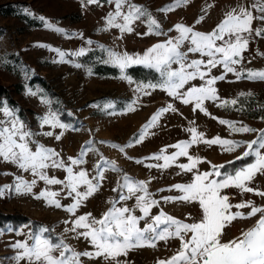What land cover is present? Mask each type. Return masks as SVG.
<instances>
[{"label": "snow or ice", "instance_id": "1", "mask_svg": "<svg viewBox=\"0 0 264 264\" xmlns=\"http://www.w3.org/2000/svg\"><path fill=\"white\" fill-rule=\"evenodd\" d=\"M84 3L86 5L99 4L100 0H84ZM107 3L114 5V10L105 17L106 25L102 30L116 28L121 34L132 33L135 31V23L141 21L146 23L148 29L143 35L165 34L152 14L134 0H107ZM188 3L189 0H174L172 4L159 11L168 13ZM211 6L213 5H209ZM39 19L45 21L47 28L59 33L64 32V29L46 21L43 16ZM204 19L205 16L201 15L195 23L200 24ZM256 22L264 25V0H253L248 5L240 4L232 8L213 30L207 33L195 30L194 26L177 23L174 25V30L178 35L156 43L147 49L144 55H130L127 52L121 53L108 49L109 62L120 69L121 78L129 83H135L130 76L125 74L129 67L143 65L154 69L159 73L160 80L157 83H138L137 92L150 95L149 89H160L174 100H179L185 105H193V111L198 110L211 116L205 107L207 101H218L219 107L229 105L235 107L239 103L236 98L222 99L215 87L217 81L224 80L228 73L234 74L238 80L246 78L264 81V70L251 68L238 70L236 67L243 64L244 54L248 51L250 42L256 38L264 39V27H254ZM88 43L92 42L88 41ZM185 44L188 45L186 50H184ZM39 46L50 47L48 45ZM51 50L59 54L61 61L66 55L60 49ZM83 54L84 49L75 53L77 56ZM189 54H199L201 58L189 59ZM259 55L264 56V52H260ZM248 62L251 63V60ZM173 65L176 67L173 68ZM218 66L223 68L224 74L212 76V69ZM197 79L204 83L199 86L193 85L185 90L186 85ZM28 93L33 96L37 95L31 88L28 89ZM245 95L250 96L251 93H240V96ZM43 102L51 103L49 100ZM135 104L136 101L129 104L127 111H135ZM114 107L113 103L104 105L105 109ZM177 111L172 103L161 107L131 143L111 144L110 147L126 153L127 148L143 142L148 130L155 127L165 113ZM0 113L5 117L0 120V160L16 165L17 168L30 173L33 177L27 180L23 176H16L13 184L0 188V197L4 196L5 191L14 192L17 195L33 194L35 199H43L50 207L64 209L74 217L71 221H65L72 225L65 231H71L77 238L88 240L93 248L92 251L79 252L65 243L63 239L54 243L45 236L50 230L41 226L36 233L28 232V239L16 241L11 245L16 250V255L11 258L16 261V264L22 261L25 264H82V257L89 259L102 257L108 261V264H121L119 258L126 256L130 250L140 247H156L158 241L169 239L179 240L180 248L170 258L158 260L157 264H264V205H258L250 199L233 204L230 195L225 191L234 188L241 194L251 193L264 198V190L254 186L256 177L264 176V129H256L243 122L212 117L234 133L256 134L254 139L244 142L220 136L207 138L205 133L194 126V121L190 122L192 126L186 129L190 134V139L166 146L158 153L145 158L157 162L163 161V163H149L146 165L149 168L167 169L175 166L182 173L192 174L190 182L174 184L168 189V191L175 190L180 195L163 196L157 200L149 191L150 181L136 180L125 173L117 181V186L112 189L118 193V198L109 201L112 207L100 218H96L90 212L79 216L76 213L90 197L100 190L106 170L122 171L116 162L103 157L95 147L96 142L92 140L87 142L78 156H70L65 162L54 148L46 147L34 139L37 133L32 132L19 118L17 108L9 107L6 101H0ZM44 126L62 130L70 127L61 122L58 115L53 112L42 118L41 127ZM63 134L61 131L54 138L59 140ZM43 135L53 137L54 133L50 130ZM199 144L220 146L223 151L229 153L243 147L244 151L235 159L243 160L252 157L253 162L228 172L225 170V164H212L210 161L191 154L189 150ZM32 145H35V148ZM168 148L175 149V151L168 153ZM90 151L97 152L100 156L95 165V175L82 167L86 164V156ZM181 157L186 158L187 162L177 163ZM135 162L144 164V160ZM203 163L210 164V169L200 171L199 166ZM232 163L233 161L227 162V164ZM50 168L64 171L65 177L61 179L49 176L47 170ZM38 181H43L46 185H60L61 191L67 190V197L72 199V203L63 205L57 198L60 192L51 191L48 188L39 193H33ZM133 198H135V204L132 207L121 203ZM161 201L197 204L200 209L199 219L185 222L167 214L162 209L153 216L152 209L158 208ZM243 209H248V211H241ZM137 211L141 215H136ZM257 216L259 218L252 227L242 231L237 237L223 241L224 230L233 221L247 220ZM149 219L150 222L146 223L143 228L139 226L140 221ZM18 234L24 235L23 230Z\"/></svg>", "mask_w": 264, "mask_h": 264}, {"label": "rangeland", "instance_id": "2", "mask_svg": "<svg viewBox=\"0 0 264 264\" xmlns=\"http://www.w3.org/2000/svg\"><path fill=\"white\" fill-rule=\"evenodd\" d=\"M193 7L186 11H180L176 15L179 18L178 23L194 26L195 30L201 32H210L223 19L224 15L232 8L240 4L248 5L253 0H191ZM135 3L145 7L152 16L159 22L163 37L169 38L171 32L169 28L173 21L169 19L168 14L159 11V9L170 5L172 0H134ZM9 3H22L24 6L20 11L23 15L40 20L43 16L46 21L51 22L56 27L64 29L63 33L55 32L44 25L40 28H31L19 18L0 17V84L5 86H15L16 84L25 85L24 107L27 105L39 111L41 117L31 116L35 123L37 135L36 141L46 147L54 148L67 162L68 157H76L80 154L82 148L88 141H95V147L103 157L116 162L122 170L120 172L106 170L104 173L103 185L100 190L90 197L85 204L78 209L76 215L92 213L96 218H100L109 208L112 207L109 201L118 198V193L112 191L117 186V181L126 173L136 180L150 181L149 191L153 198L160 200L163 196H178L179 192L168 191L174 184L188 183L192 180L191 173H182L175 166L167 169L149 168V163H163L150 159L152 155L158 153L166 146L174 145L179 141L190 139V134L186 129L190 122H195V127L207 138L220 136L222 138L236 141H251L255 138V133H234L226 125H221L217 119L243 122L256 129H264V81L249 80L246 78L237 79L232 73H228L224 80H218L215 87L218 89L219 96L222 99H233L244 97L248 103H253L255 112L260 114L259 117H251L244 110L245 106L219 107L218 101L205 102V107L211 116L205 115L200 111H193V105H185L179 100L169 97L165 91L160 89L151 90L150 95H144L136 91L137 82L129 83L119 77L105 78L92 73V71L83 65L78 59L92 50L103 52L105 62H109L108 49L116 52H127L130 55H144L147 49L156 43H159L160 35H143L148 31L146 23L144 31H137L133 37L126 36L128 33L117 35L119 31L115 28L102 30L105 28V18L97 14H85L84 0H0V6ZM164 4V6H162ZM209 5H213L209 7ZM27 10V11H25ZM31 13V14H29ZM204 15L205 19L200 24L195 21ZM143 27V26H142ZM254 27H264L259 22L254 23ZM118 36V38H117ZM165 38V39H167ZM88 41L92 43L89 44ZM147 44V46L143 45ZM39 45H48L50 47H41ZM184 45V50L187 48ZM60 49L66 55L61 58L59 54L51 49ZM84 49V54L77 56L76 52ZM264 52V39L256 38L250 42L249 49L244 54V62L237 65V69L251 68L264 70V56L259 53ZM199 54H189V59H200ZM204 59H207L204 57ZM251 60V63L248 61ZM76 65H80L77 67ZM176 65H173L175 68ZM224 74L222 67L212 69V76ZM36 79V83H30ZM43 80L47 84L43 87L39 81ZM41 82V81H40ZM204 82L197 79L191 81L185 86V90L193 85L199 86ZM31 88L37 95L33 96L28 93ZM251 93V95L240 96V93ZM52 94L57 96L53 98ZM49 100L51 103H44ZM136 101L135 111H127L129 104ZM120 102V103H119ZM113 103L114 108L105 109L104 105ZM172 103L178 110L177 112L165 113L157 125L148 130L143 142L134 144L127 148L126 153H121L117 149L110 147L111 144L127 145L131 143L144 129L152 115L161 107ZM58 108H55L54 105ZM121 104L119 108L117 105ZM121 108V109H120ZM50 112L56 113L61 122V114H66L75 120L69 129H52L49 126L41 127L42 118ZM114 113V114H110ZM64 123V122H63ZM67 124V123H66ZM27 125V124H26ZM28 127V126H27ZM29 128V127H28ZM53 131L54 136L43 135L47 131ZM63 131L61 139L56 140L55 135ZM104 142V143H100ZM35 148V145H32ZM175 149L168 148V153ZM190 153L199 156L212 164H227L228 161H238L236 156L241 155L244 148H238L234 152H225L220 146H207L199 144L193 146ZM100 159L97 152H89L86 156V168L90 174L95 175V165ZM246 159V158H245ZM136 160H144V164H137ZM186 158L181 157L177 163H186ZM200 171L210 169V164L203 163ZM49 176H55L63 179L65 172L50 168L47 170ZM4 173H8L5 175ZM180 173V174H178ZM16 176H23L27 180L33 179L30 173L23 172L16 165L0 160V188L4 185H11ZM264 190V176H257L256 180ZM48 188L51 191H59L57 197L62 202H72L67 197V190L61 191L60 185H46L43 181H38L33 193H39ZM164 189V191H160ZM233 190V189H232ZM83 191V189H81ZM244 200H254L255 202H264L251 193H244ZM87 202H94L86 206ZM102 203L101 205L98 203ZM163 202V201H161ZM129 207L134 206L135 198L121 202ZM165 203V202H164ZM174 205V210L178 213L188 214L191 210L197 209V204H187L181 202H168ZM166 203V204H168ZM43 199H35L33 194L17 195L14 192H7L0 197V212L5 215H12L22 212L32 220L40 222V225L32 226L31 224L23 225L19 230L13 231L10 228L0 227V264H16L14 259L16 250L11 247L16 241L28 239L27 233L38 232L39 227H47L55 233L59 239L70 245L76 251H92L93 248L88 240L77 238L71 231H65L72 227L71 221L74 219L69 213L62 208L50 207ZM65 205L66 203H62ZM120 206V205H117ZM159 212L158 208L152 209V215ZM136 215H141L139 211ZM149 220L140 221V227L143 228ZM28 227H25V226ZM23 230L24 235L18 234ZM35 232V233H36ZM34 233V232H33ZM47 237V236H46ZM48 238V237H47ZM60 241V240H59ZM58 241V242H59ZM30 243L32 241H29ZM57 243V242H56ZM121 264L131 260L133 264H148L150 261L159 260V246L134 248L126 256L119 258ZM82 264H108L101 258L89 259L82 257ZM25 264V262H20Z\"/></svg>", "mask_w": 264, "mask_h": 264}, {"label": "trees", "instance_id": "3", "mask_svg": "<svg viewBox=\"0 0 264 264\" xmlns=\"http://www.w3.org/2000/svg\"><path fill=\"white\" fill-rule=\"evenodd\" d=\"M100 2L106 3L107 0H100ZM23 6L24 5L22 3H9L7 5L0 6V17L19 18L23 22L27 23L31 28L42 27L44 25L43 21L30 18L29 16L23 15L20 12ZM0 35H2L1 32ZM78 61H80L83 65L87 66L92 71L93 74L100 77L116 78L122 74L119 68L105 62L103 52L97 49L92 50L88 52L86 55L80 57ZM125 74L130 76L131 79L137 83H149V82L157 83L160 80V75L158 72H156L154 69L148 68L143 65L131 66L126 70ZM40 81L39 83L43 87L47 86L45 81L43 80ZM36 82H37L36 79H32L30 83L34 84ZM24 93H25L24 84H16L13 87L0 84V101H6L9 107L17 108L18 109L17 114L19 118L27 124V126L32 132L35 133L36 125L34 121L31 120V116L35 115L38 119V117H41V114L39 111L30 108L28 105H27V109L24 107V104H26ZM52 96L53 98L54 97L57 98L55 94H52ZM238 101L239 103L236 105V107H240V106L248 107L245 108L244 110V112L247 115L254 118L260 116V114L255 112V106L253 105V103H248L246 98L241 97L239 98ZM120 105L121 104H118L117 108H119ZM54 107L58 108L56 104L54 105ZM61 120L67 124H72L75 122L73 118H70V116L66 114H61ZM34 139L36 140V137H34ZM251 162H253L252 157H248L243 160L234 161L232 164H225L226 165L225 170H227L228 172H232L234 169L240 168L245 164ZM25 224H31L32 226H35V225H40V222L36 220H32L29 216L24 215L22 212L12 215L11 214L5 215L0 212V227L2 228H10L13 231H17ZM35 229L33 231L34 233L36 232ZM47 236L55 243L59 241V238L55 237V234L53 233H49L47 234Z\"/></svg>", "mask_w": 264, "mask_h": 264}, {"label": "crops", "instance_id": "4", "mask_svg": "<svg viewBox=\"0 0 264 264\" xmlns=\"http://www.w3.org/2000/svg\"><path fill=\"white\" fill-rule=\"evenodd\" d=\"M173 2H174V0H172L171 4ZM162 6H164V4ZM192 7H193L192 1L189 0L188 4L176 8L174 11L168 12L170 14H168V13H166V14H168L167 16L169 17V19L171 21H173L174 19H176V15H177L178 12H180V11L189 12V10ZM84 10H85V14H97L99 16H102V18H105L109 12L114 10V5H111V4L107 3V2L106 3L100 2L99 4H90V5H86L85 4ZM178 22H179V18H177V20H174L173 23L171 24L169 30L170 29H173V30L169 31V32H171L169 37H175L176 35H178V33L174 30V25H176ZM144 24H145L144 22L137 21L135 23V25H134L135 31L132 32V33H128L126 36H128V38L129 37H133L136 34L137 31H142V30L144 31L145 30V29H143L145 27ZM115 30L119 31L116 28H115ZM116 34L117 35L118 34L121 35V37L124 36V34H121L120 31H119V33H116ZM117 38H118V36H117ZM165 38H167V37H163L162 35H160L159 36V42L165 41L166 40ZM143 45L147 46V44H143ZM2 119H5V117L3 116L2 113H0V120H2ZM254 186L259 187L260 186L259 182L258 181H254ZM225 191L230 195L231 202L233 204L239 203V202L244 200L243 194H241L239 192V190H237V189L230 188V189H227ZM246 200H248V198H246ZM62 203H66L65 205H69L72 202H62ZM98 203L100 205L102 204L100 202H98ZM86 204H87L86 206H88L89 204H94V202H87ZM256 204L264 205V202H256ZM44 207H46V204H45ZM173 208H174V205L171 204V203L166 204L164 202H161L160 205H159V211H160V209H162L167 214L172 215V216H174V217H176L178 219L184 220L185 222H193V220L199 219V215H200L199 207L197 209L191 210V212H189L186 215L176 212ZM233 211H236V209H233ZM241 211L247 212L248 209H243ZM258 218H259V216L252 217V218L247 219V220L238 219L236 221H233L232 224L229 225L224 230L223 241L226 242V241H228V240H230V239H232L234 237L239 236L242 231H245V230L249 229L250 227H252L255 224V222H256V220ZM51 233L55 234L54 232H51ZM55 237L59 238L58 236H55ZM59 240H61V239H59ZM157 243H158V246H159V260L170 258L180 248V241L177 240V239H169L167 241H158ZM126 264H133L132 259L126 261ZM140 264H143V263H140ZM148 264H157V262L150 261V262H148Z\"/></svg>", "mask_w": 264, "mask_h": 264}]
</instances>
